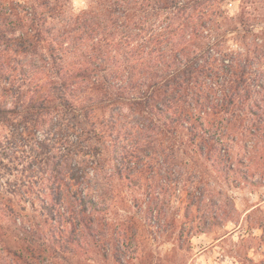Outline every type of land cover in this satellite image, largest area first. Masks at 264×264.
Wrapping results in <instances>:
<instances>
[{"label":"trees","instance_id":"1","mask_svg":"<svg viewBox=\"0 0 264 264\" xmlns=\"http://www.w3.org/2000/svg\"><path fill=\"white\" fill-rule=\"evenodd\" d=\"M103 1L77 14L63 0L0 8V195L11 194L0 211L39 209L47 242L68 250L104 237L111 193L154 169L161 134L186 132L225 178L243 166V182L264 185V31L246 18L249 0L237 18L227 0ZM235 20L238 36L223 30ZM172 170L161 190L195 196L200 183ZM33 243L10 239L11 264L35 258Z\"/></svg>","mask_w":264,"mask_h":264},{"label":"rangeland","instance_id":"2","mask_svg":"<svg viewBox=\"0 0 264 264\" xmlns=\"http://www.w3.org/2000/svg\"><path fill=\"white\" fill-rule=\"evenodd\" d=\"M13 1L25 5L34 2L0 0V8H11ZM63 1L76 14L84 10H102L104 2ZM244 5L247 20L255 24L251 26L253 32L264 31V0H249ZM223 8L229 16L237 18L242 1L227 0ZM224 29H235L237 31L232 36H238L242 27L235 20L224 25ZM230 46L237 47L233 42ZM174 134L160 135V147L164 153L160 152L161 159L151 161L154 169L144 174L137 173L134 177L136 186H128L129 182L125 181L111 193L118 202L107 216L111 226L104 230L105 235L99 242L70 250L49 243L48 225L39 209L35 211L27 205V210L21 211L17 209L16 201L11 202L15 207L14 216L0 211V264L16 261L8 241L25 236L34 239V247L31 248H35V258H26L25 253L26 263L22 264H264V185L243 182L238 172L247 171L248 167L243 166L228 173L225 178L213 162L197 150L193 151L186 132L179 131L177 136ZM231 153L239 159L244 151L237 147ZM166 155L173 159L170 162L172 166L164 162ZM145 161L132 166L142 171ZM170 168H174L173 174L179 171L190 177L191 188L200 183L195 196L190 199L185 186L180 192H176L177 189L171 192L161 190ZM253 173V169L249 171L250 175ZM176 177L172 175V181ZM154 188L160 189L158 196L161 201L158 202L164 208L161 215L149 210L150 198H153L150 193ZM0 197L8 202L11 194ZM217 201L220 206L215 209ZM214 215L218 217L213 219ZM124 234L129 238L126 242L120 239Z\"/></svg>","mask_w":264,"mask_h":264}]
</instances>
